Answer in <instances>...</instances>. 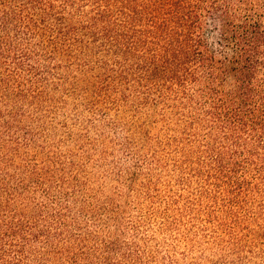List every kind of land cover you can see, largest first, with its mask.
Returning <instances> with one entry per match:
<instances>
[{
  "label": "trees",
  "instance_id": "trees-1",
  "mask_svg": "<svg viewBox=\"0 0 264 264\" xmlns=\"http://www.w3.org/2000/svg\"><path fill=\"white\" fill-rule=\"evenodd\" d=\"M50 91L135 115L129 146L150 170L135 190L159 198L155 167L182 188L153 215L183 258L212 243L243 260L264 240V0H0V264H155L142 237L110 242L102 263L80 255L62 210L25 204L13 130L33 144L26 108L65 99Z\"/></svg>",
  "mask_w": 264,
  "mask_h": 264
},
{
  "label": "rangeland",
  "instance_id": "rangeland-1",
  "mask_svg": "<svg viewBox=\"0 0 264 264\" xmlns=\"http://www.w3.org/2000/svg\"><path fill=\"white\" fill-rule=\"evenodd\" d=\"M50 93L65 99H46L40 107L26 108L23 123L35 134L31 138L33 144L25 146L30 137L18 128L13 130V136L23 143L20 155L15 157L21 169L11 172L16 174L13 184L28 185L25 204L34 209L44 207L47 215V208L50 212L65 213L68 231L76 236L72 243L80 255L95 251L102 263L110 242L125 243L142 237L147 252L153 255L148 259L150 263L160 264L165 257L172 256L179 264H209L208 259L201 257L206 247L205 255L219 264H264L263 239L257 240L258 247L251 249L254 252H246L247 258L243 260H237L233 251L227 257L217 255L212 243H199L187 251L188 258H183L185 247L172 238L176 227L160 232L158 226L165 219L157 213L153 215L158 203L163 208L170 198L167 195L179 193L182 188L174 184L168 169L155 167L156 173H162L155 194L159 198L147 202L144 191L135 190L150 171L142 163V141L130 137L129 122L137 120L135 115L122 111V105L92 110L77 96L69 97L61 91ZM9 138L3 136L0 146L11 145ZM133 138L139 145L135 148L129 146ZM29 168L38 170V179L28 178ZM172 243L177 245L176 251H172ZM43 245H34L36 259L40 251H46Z\"/></svg>",
  "mask_w": 264,
  "mask_h": 264
}]
</instances>
